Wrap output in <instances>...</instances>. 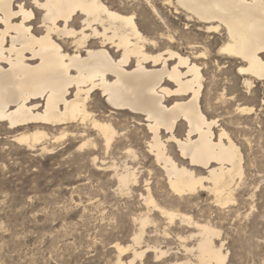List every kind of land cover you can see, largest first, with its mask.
<instances>
[{
  "label": "bare ground",
  "instance_id": "6f19581e",
  "mask_svg": "<svg viewBox=\"0 0 264 264\" xmlns=\"http://www.w3.org/2000/svg\"><path fill=\"white\" fill-rule=\"evenodd\" d=\"M162 1L184 15V25L197 26L193 37L180 34L190 52L174 48L169 26L149 37L136 12L104 0H0L4 132L32 149L41 144L49 150L44 141L50 139L71 140L111 177V195L126 199L128 243L94 244L91 252L100 245L106 254L81 264L229 263L226 242H217L221 231L186 206L202 194L217 207L235 202L257 124L258 144L264 146V120L258 116L264 96L255 108L233 101L232 85L217 92L215 84L208 107L223 111L207 114L203 69L212 55L206 41L222 34L214 63L236 64L246 93L255 91L256 82L264 86V0ZM149 7L166 23L158 6ZM114 216L103 217L113 230L119 228L118 220L110 223Z\"/></svg>",
  "mask_w": 264,
  "mask_h": 264
},
{
  "label": "rangeland",
  "instance_id": "374dc122",
  "mask_svg": "<svg viewBox=\"0 0 264 264\" xmlns=\"http://www.w3.org/2000/svg\"><path fill=\"white\" fill-rule=\"evenodd\" d=\"M104 1L120 11L136 12L142 32L149 37H157V31H166L169 26L176 38L174 48L183 53L190 52V46L180 34L183 32L185 36L193 37L198 32L197 26L192 22L184 25V15L176 14L174 8L163 4L162 0ZM149 2L158 6L160 16L167 24L152 12ZM37 22L38 15L33 26H38ZM212 36L206 41L209 44L208 57L212 55V58L203 69L205 91L202 104L206 113L216 115L223 111L221 105V109L214 111L208 107L214 102L216 94L211 88L215 84L217 92L232 85L230 93L233 101L259 108L264 86L254 83L255 91L250 95L235 73L236 64L225 60L226 64L218 68L213 56L222 34L215 35V38ZM162 47L163 44L149 48V51L155 52ZM207 99H210V104ZM115 115L117 119H124L121 113ZM258 116L264 120V111ZM7 126L0 124V264H81L90 259L103 258L106 254V247L100 245L98 252H91L94 244L128 243L131 230L125 216L126 199L111 195V177L93 166L85 155L87 153L77 151L75 143L69 139L44 141L49 150H42L41 144L28 148L12 141V136L4 132ZM254 128L250 137L255 144L252 142V148L245 149V178L236 186L235 202L227 207H217L210 195L202 194L186 206L193 215L209 217L221 231L217 242L221 238L226 242L229 250L227 264H264V146L258 144V124ZM129 129H133L132 123ZM184 129V126L179 129L181 134ZM110 213L115 214V218L110 219L111 224L118 220L117 230L107 224V218L103 219ZM111 232L113 236H109Z\"/></svg>",
  "mask_w": 264,
  "mask_h": 264
}]
</instances>
